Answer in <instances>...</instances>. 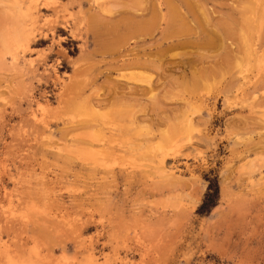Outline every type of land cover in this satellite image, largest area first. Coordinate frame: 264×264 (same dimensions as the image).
I'll return each mask as SVG.
<instances>
[{
	"label": "rangeland",
	"instance_id": "374dc122",
	"mask_svg": "<svg viewBox=\"0 0 264 264\" xmlns=\"http://www.w3.org/2000/svg\"><path fill=\"white\" fill-rule=\"evenodd\" d=\"M15 1L0 264H264V0Z\"/></svg>",
	"mask_w": 264,
	"mask_h": 264
},
{
	"label": "trees",
	"instance_id": "16d2710c",
	"mask_svg": "<svg viewBox=\"0 0 264 264\" xmlns=\"http://www.w3.org/2000/svg\"><path fill=\"white\" fill-rule=\"evenodd\" d=\"M208 188L205 193L202 204L197 210V213L201 216L208 215L218 205L220 199V186L218 182V176L215 175L212 179L207 177Z\"/></svg>",
	"mask_w": 264,
	"mask_h": 264
},
{
	"label": "bare ground",
	"instance_id": "6f19581e",
	"mask_svg": "<svg viewBox=\"0 0 264 264\" xmlns=\"http://www.w3.org/2000/svg\"><path fill=\"white\" fill-rule=\"evenodd\" d=\"M25 1H26V0H25ZM29 1H30V0H29ZM34 1H35V0H34ZM37 1H39V0H37ZM37 1H36V2H37ZM185 1H186V0H185ZM55 3H56V2H55ZM15 4H16L17 7H19L20 11H21V9H23V8H22V4H24V3L22 2V0L15 1ZM25 4H26V3H25ZM28 4H30V5H29V7L27 8V10L31 12L33 1H31V3H28ZM28 4H26V6H27ZM53 4H54V3H53ZM36 5H38V2H37ZM57 5H58V4H57ZM188 5H189V4H188ZM24 6H25V5H24ZM36 7H37V6H36ZM191 7H192V6H191ZM191 7H189V8L191 9ZM34 8H35V7H34ZM34 8H33V9H34ZM35 9H36V8H35ZM177 9H178V8H177ZM192 9H193V8H192ZM37 10H38V9H37ZM23 11H24V9H23ZM38 11H39V10H38ZM193 11H194V10H193ZM193 11H192V12H193ZM24 12H25V11H24ZM40 13H41V12H40ZM21 14H22V13H21ZM31 14H32V13H31ZM29 15H30V13H29ZM33 15H34V14H33ZM180 15H181V14H180ZM181 16H182V15H181ZM35 17H36V16H35ZM37 17H38V15H37ZM29 19H30V18H29ZM31 19H32V17H31ZM33 20H34V18H33ZM35 20H36V19H35ZM36 24H37V23H36ZM33 25L35 26V24H33ZM200 26H201V25H200ZM30 29H31V28H30ZM29 32H30V31H29ZM182 34H183V33H182ZM211 40H212V39H211ZM11 41H12V39H11ZM15 41H16V40H15ZM16 42H18V40H17ZM13 43H14V44H12V45H15V46H17V47H18V45H19L20 47H21V46H22V47H25V46L22 45L20 42H19L20 44L16 45L17 43H15L14 40H13ZM10 44H11V43H10ZM28 44H29V43H28ZM12 45H11V46H12ZM17 47H16V48L12 47V49H14L13 52L15 51V49H16V51H17ZM20 47H19V48H20ZM19 48H18V49H19ZM9 51H10V50H9ZM16 51H15V52H16ZM10 52H11V51H10ZM15 52L13 53V58H16V57L18 58V56H16ZM46 105H47V104H46ZM40 106H41V105H40ZM43 115H44V114H43ZM36 116H37V115H36ZM38 118H39V117H38ZM41 121H42V120H41ZM43 122H44V121H43Z\"/></svg>",
	"mask_w": 264,
	"mask_h": 264
}]
</instances>
